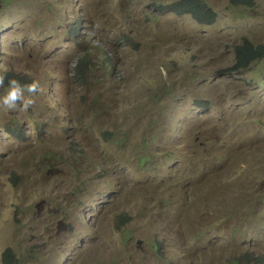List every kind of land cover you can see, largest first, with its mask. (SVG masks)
<instances>
[{
	"label": "rangeland",
	"instance_id": "obj_1",
	"mask_svg": "<svg viewBox=\"0 0 264 264\" xmlns=\"http://www.w3.org/2000/svg\"><path fill=\"white\" fill-rule=\"evenodd\" d=\"M173 1L0 0V72L38 82L0 105V264L264 257V58L221 71L264 43V0H203L209 26Z\"/></svg>",
	"mask_w": 264,
	"mask_h": 264
},
{
	"label": "trees",
	"instance_id": "obj_2",
	"mask_svg": "<svg viewBox=\"0 0 264 264\" xmlns=\"http://www.w3.org/2000/svg\"><path fill=\"white\" fill-rule=\"evenodd\" d=\"M229 4L232 6H244L251 7L254 3L253 0H228ZM167 10L173 12L179 16L188 15L198 24L201 25H213L216 23L217 13L212 9L211 5L208 6L203 0H175L171 4L167 5ZM264 58V43H252L246 38H242V41L234 45V62L231 66L226 69L221 70L222 72H231L239 71L240 68H246L255 61ZM88 59V58H87ZM92 64L83 59L82 57L77 61L75 67V79L79 82H85L88 74L92 71ZM0 74H3L4 83L7 84L9 77H14L22 84L27 83L26 79L21 76L11 75L8 71H2ZM200 107L209 108L208 102H198ZM12 131L16 134L15 130L9 128L8 131ZM54 164H52L53 166ZM51 166V167H52ZM16 177V175H13ZM247 264H257V259H264L263 256H250V254H245L242 258ZM17 261L14 257V254L10 249L6 250L3 253L2 264H17ZM264 264V263H262Z\"/></svg>",
	"mask_w": 264,
	"mask_h": 264
},
{
	"label": "clouds",
	"instance_id": "obj_3",
	"mask_svg": "<svg viewBox=\"0 0 264 264\" xmlns=\"http://www.w3.org/2000/svg\"><path fill=\"white\" fill-rule=\"evenodd\" d=\"M175 15L179 16L177 14ZM182 16H188V15H182ZM3 83H4V77H3V74H0V84H3ZM37 90H38V82L36 80H32L31 82L22 84L16 78L9 77L7 80V84L4 85L3 90L0 91V105H3L7 109H13V108L20 107L24 110H27L28 107L33 103V98L32 96L24 95V93L25 91L28 93H33ZM17 101H20L19 105L17 104ZM49 168H53V167H49Z\"/></svg>",
	"mask_w": 264,
	"mask_h": 264
},
{
	"label": "water",
	"instance_id": "obj_4",
	"mask_svg": "<svg viewBox=\"0 0 264 264\" xmlns=\"http://www.w3.org/2000/svg\"><path fill=\"white\" fill-rule=\"evenodd\" d=\"M62 173L61 170L54 169V168H49L47 171V175L55 176V175H60ZM43 207V202H40L39 204L36 205V208L38 209V213H40V209ZM51 211V210H50ZM62 221L58 223V231H61L62 229Z\"/></svg>",
	"mask_w": 264,
	"mask_h": 264
},
{
	"label": "bare ground",
	"instance_id": "obj_5",
	"mask_svg": "<svg viewBox=\"0 0 264 264\" xmlns=\"http://www.w3.org/2000/svg\"><path fill=\"white\" fill-rule=\"evenodd\" d=\"M45 205V202H43V206Z\"/></svg>",
	"mask_w": 264,
	"mask_h": 264
}]
</instances>
